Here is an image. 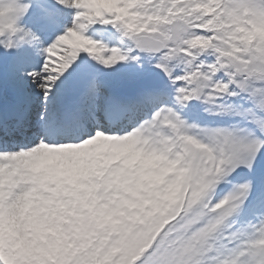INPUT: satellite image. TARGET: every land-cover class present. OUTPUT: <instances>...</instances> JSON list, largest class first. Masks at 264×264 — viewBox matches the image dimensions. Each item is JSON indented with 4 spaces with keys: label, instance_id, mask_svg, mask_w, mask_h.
<instances>
[{
    "label": "snow or ice",
    "instance_id": "snow-or-ice-1",
    "mask_svg": "<svg viewBox=\"0 0 264 264\" xmlns=\"http://www.w3.org/2000/svg\"><path fill=\"white\" fill-rule=\"evenodd\" d=\"M0 264H264V0H0Z\"/></svg>",
    "mask_w": 264,
    "mask_h": 264
}]
</instances>
